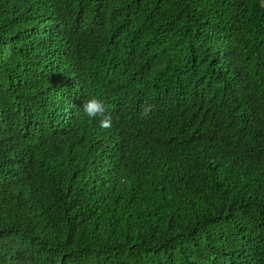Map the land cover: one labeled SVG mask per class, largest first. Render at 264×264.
I'll list each match as a JSON object with an SVG mask.
<instances>
[{
	"label": "trees",
	"instance_id": "16d2710c",
	"mask_svg": "<svg viewBox=\"0 0 264 264\" xmlns=\"http://www.w3.org/2000/svg\"><path fill=\"white\" fill-rule=\"evenodd\" d=\"M0 264H264L262 0H0Z\"/></svg>",
	"mask_w": 264,
	"mask_h": 264
},
{
	"label": "clouds",
	"instance_id": "9594fccd",
	"mask_svg": "<svg viewBox=\"0 0 264 264\" xmlns=\"http://www.w3.org/2000/svg\"><path fill=\"white\" fill-rule=\"evenodd\" d=\"M264 3V0H262ZM82 112L89 119L99 118V125L103 129H108L112 125V118L102 99L92 97L83 104Z\"/></svg>",
	"mask_w": 264,
	"mask_h": 264
}]
</instances>
